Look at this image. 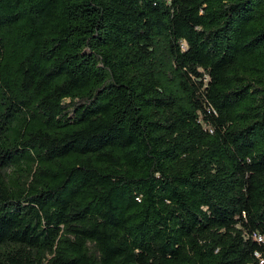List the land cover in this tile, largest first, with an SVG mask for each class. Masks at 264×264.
<instances>
[{"label":"trees","instance_id":"16d2710c","mask_svg":"<svg viewBox=\"0 0 264 264\" xmlns=\"http://www.w3.org/2000/svg\"><path fill=\"white\" fill-rule=\"evenodd\" d=\"M0 264H264V0H0Z\"/></svg>","mask_w":264,"mask_h":264}]
</instances>
